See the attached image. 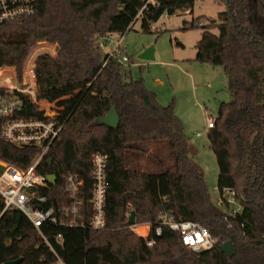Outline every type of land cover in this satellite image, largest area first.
Segmentation results:
<instances>
[{
    "label": "trees",
    "instance_id": "trees-1",
    "mask_svg": "<svg viewBox=\"0 0 264 264\" xmlns=\"http://www.w3.org/2000/svg\"><path fill=\"white\" fill-rule=\"evenodd\" d=\"M216 1L225 4L218 18L201 16L185 24L203 30L195 61L223 67L228 78L232 99L220 103L208 139L218 163L217 188L233 189L241 210L231 216V206L211 198L175 101L161 104L142 79L129 75L130 65L102 50L107 37L124 35L139 18L142 31L152 32L165 14L192 13L196 0H38L35 15L0 25V53L15 48L22 77L34 44L57 45L56 56L38 57L52 58L53 69L37 67L40 103L54 105L55 118L64 123L39 166L45 176H56L42 207L57 213L68 201L62 193L65 179L74 176L84 181L83 210L78 226L47 223L40 230L19 209L7 210L0 217V264L18 258H23L20 264H54L58 257L65 264H264V0ZM59 77L65 81H56ZM22 107L19 117L45 118V107L28 100ZM112 107L118 125L98 124ZM165 148L168 161L159 154ZM39 151L7 142L0 128V160L27 167ZM95 153L107 155L102 229L89 226ZM132 211L135 225H150L149 236L129 225ZM166 211L176 221L200 222L218 243L200 254L167 226L156 235ZM150 239L153 246L147 244ZM226 241L235 247L232 256L221 247Z\"/></svg>",
    "mask_w": 264,
    "mask_h": 264
},
{
    "label": "built area",
    "instance_id": "built-area-1",
    "mask_svg": "<svg viewBox=\"0 0 264 264\" xmlns=\"http://www.w3.org/2000/svg\"><path fill=\"white\" fill-rule=\"evenodd\" d=\"M38 11V0H0V25L16 22L29 18ZM168 15V14H165ZM140 14L138 15V17ZM202 25V22L199 23ZM152 29L157 28L152 25ZM112 36L107 37L102 43L105 44ZM121 42L110 52L112 56H118L123 64L130 62L129 56L121 52ZM42 55L39 54L38 57ZM51 55V54H50ZM54 56V55H53ZM37 57V58H38ZM35 104L39 99V88L37 80L36 61L26 69L22 78L10 77L9 80L0 82V128L1 137L17 147H38L39 153L27 167L7 163L0 160V198L3 207L0 210V217L9 209H19L40 230L44 224L61 226H78L83 210L84 181L74 176L65 179L63 195L68 198L67 202L60 205L58 212L53 208H43L49 200L47 192L49 181L47 176L39 171V166L46 158L49 148L59 137L63 130L64 123L60 124L54 116L44 111L45 118H23L19 113L23 109L25 101ZM215 120L209 119L207 128L214 127ZM107 155L95 153L92 157V180L89 202L92 205V216L89 226L93 229H102L106 224V202H107ZM45 191V192H44ZM219 203H227L231 206L229 215L235 216L241 210V205L235 198V191L231 188H224L219 192ZM60 214V215H59ZM65 216V218H64ZM164 226L180 233L182 242L193 251L199 252L214 247L218 240L213 237L209 229L200 222L187 220L176 221L170 212L162 213L155 227V234L161 235ZM150 234V226L147 235ZM61 240V235L57 236ZM47 245L53 250L48 239L43 235ZM154 239L147 241L153 246ZM54 264H65L58 257Z\"/></svg>",
    "mask_w": 264,
    "mask_h": 264
},
{
    "label": "rangeland",
    "instance_id": "rangeland-1",
    "mask_svg": "<svg viewBox=\"0 0 264 264\" xmlns=\"http://www.w3.org/2000/svg\"><path fill=\"white\" fill-rule=\"evenodd\" d=\"M224 9L225 4L216 0H196L194 13L180 11L175 15H163L153 24L158 30L152 29V32L142 31V21L139 18L134 28L124 34L122 42L124 51L132 60L124 64L130 65L129 75L134 79H142L149 89L157 93L161 104L168 105L175 101V111L191 140L193 159L203 170L207 188L215 202L219 200L218 163L210 147L207 123L209 119L215 120L218 117L220 103L231 101L232 94L223 67L190 61L196 54L195 45L200 40L203 30L188 29L185 22H191L193 18L201 16L218 18L219 12ZM213 31L218 33L217 29ZM121 36L119 33L113 34L110 41L102 44L103 52L110 53L117 46V40ZM181 43L184 47L180 45ZM147 44H151L159 51L160 57L157 60L139 58L138 50ZM57 48L56 44L44 40L34 44L24 61L21 75L35 61L37 67L53 69L52 58L37 57L39 54L56 56ZM16 54L18 53L15 48H1L0 82L9 80L10 77L22 78L16 66ZM168 62H171V65L167 64ZM47 73L50 74L48 78H51L52 74ZM55 80L64 82L65 78L59 77ZM53 83L55 82L51 84ZM42 101L40 100L37 106L47 108L45 110L50 116L56 115L54 105L42 106L40 103ZM56 106L60 107L61 101ZM159 154L167 161L171 157L170 151L166 148ZM149 226L133 225L132 229L136 234L146 236L144 233Z\"/></svg>",
    "mask_w": 264,
    "mask_h": 264
},
{
    "label": "water",
    "instance_id": "water-1",
    "mask_svg": "<svg viewBox=\"0 0 264 264\" xmlns=\"http://www.w3.org/2000/svg\"><path fill=\"white\" fill-rule=\"evenodd\" d=\"M139 58L141 59H145V60H153L155 59L154 56V48L153 47H149L147 49H145V51L139 55ZM98 124L102 125H108L111 127H115L118 125L119 123V115L116 111V109L114 107H112L108 113L97 119ZM49 162H52V159H49ZM47 179L50 183H55L56 181V176L54 174L48 175ZM128 223L129 225H135L136 224V212L132 211L129 218H128ZM222 249L223 251H225L228 255L232 256L235 252V247L233 245V243L231 241H226L222 244ZM206 250H201L198 253H203ZM23 261V258H18L12 261H8L5 264H20Z\"/></svg>",
    "mask_w": 264,
    "mask_h": 264
},
{
    "label": "crops",
    "instance_id": "crops-1",
    "mask_svg": "<svg viewBox=\"0 0 264 264\" xmlns=\"http://www.w3.org/2000/svg\"><path fill=\"white\" fill-rule=\"evenodd\" d=\"M188 11V10H187ZM187 11H185L186 13H187ZM189 12V11H188ZM192 13H194V9H193V12ZM192 13H187V14H192ZM137 22V21H136ZM136 22H135V24H136ZM135 24H134V26H135ZM134 26H133V28H134ZM158 30V29H157ZM130 31V30H129ZM159 32V31H158ZM123 37H124V35H122L121 36V38H119L118 40H117V43L120 41L121 42V44H120V49H121V51H123V53L124 54H126L127 56H129L125 51H124V49H123V47H122V42H123ZM180 45H182L183 47H184V45L181 43ZM149 47H152L151 46V44H147V45H144L142 48H140L139 50H138V55H140V54H142L144 51H145V49H147V48H149ZM154 56H155V59H153V60H157L159 57H160V55H159V51L156 49H154ZM195 56H196V54H195ZM195 56H194V58H192V59H190V61L192 60V61H195ZM130 58V57H129ZM130 61H132L131 60V58H130ZM197 62V61H196ZM164 63V62H163ZM171 62H168L167 64H169V65H171L170 64ZM201 63V62H200ZM164 64H166V63H164ZM209 65V64H208ZM192 66V65H191ZM199 69H201V68H199ZM225 72V71H224ZM66 97H68L69 98V95L68 96H66ZM222 102H224V101H222ZM209 130V129H208ZM147 231L148 230H146L145 231V233L144 234H147Z\"/></svg>",
    "mask_w": 264,
    "mask_h": 264
}]
</instances>
